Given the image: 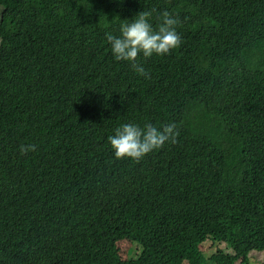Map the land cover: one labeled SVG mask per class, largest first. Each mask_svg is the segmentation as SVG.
Segmentation results:
<instances>
[{"label": "trees", "instance_id": "1", "mask_svg": "<svg viewBox=\"0 0 264 264\" xmlns=\"http://www.w3.org/2000/svg\"><path fill=\"white\" fill-rule=\"evenodd\" d=\"M0 264H212L264 253V0H0ZM169 11L168 55L117 61L106 33ZM175 123L139 162L108 137ZM21 145L36 150L22 155ZM140 246L123 259L118 243Z\"/></svg>", "mask_w": 264, "mask_h": 264}, {"label": "clouds", "instance_id": "2", "mask_svg": "<svg viewBox=\"0 0 264 264\" xmlns=\"http://www.w3.org/2000/svg\"><path fill=\"white\" fill-rule=\"evenodd\" d=\"M151 11H141L132 20H124L120 25V35L106 33V40L111 45L112 53L117 61L129 62L133 69L146 79L150 73L138 63V58H149L155 55H168L178 48L182 38L176 28L180 21L169 11L160 13L157 28L150 22ZM180 131L175 123L168 124L162 129L151 123L143 128L139 125L126 123L115 130V134L108 137L114 150L116 159H132L139 162L145 156L163 148L166 143H177ZM36 150L35 145H21L20 152L27 155Z\"/></svg>", "mask_w": 264, "mask_h": 264}, {"label": "rangeland", "instance_id": "3", "mask_svg": "<svg viewBox=\"0 0 264 264\" xmlns=\"http://www.w3.org/2000/svg\"><path fill=\"white\" fill-rule=\"evenodd\" d=\"M4 14V8L0 6V24L2 22ZM1 43V38H0ZM119 252L121 257L125 260L128 257L137 258L140 254L141 248L137 244L131 243L129 241H122L118 243ZM199 252L208 260V264H212L211 259L217 252H222L227 256L228 260L235 256L234 252L225 244L216 243L209 240L205 244L199 247ZM239 264V263H238ZM251 264H264V253L255 252L251 255Z\"/></svg>", "mask_w": 264, "mask_h": 264}]
</instances>
